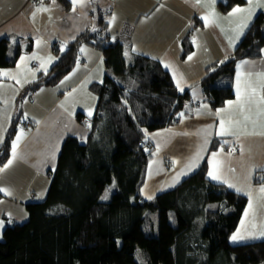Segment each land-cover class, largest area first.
Returning <instances> with one entry per match:
<instances>
[{
	"label": "trees",
	"instance_id": "1",
	"mask_svg": "<svg viewBox=\"0 0 264 264\" xmlns=\"http://www.w3.org/2000/svg\"><path fill=\"white\" fill-rule=\"evenodd\" d=\"M242 4L245 0H227L221 7L228 12ZM99 9L93 10L97 31L91 28L67 44L49 76L30 87L33 92L69 73L84 44L105 56L106 76L94 86L95 113L83 121L86 140L70 136L65 141L46 199L28 203V221L4 230L0 264H264V240L231 244L249 199L211 180L207 160L175 188L144 199L141 187L154 158L148 135L177 125L191 92H180L160 61L126 55L125 44L106 33L108 14ZM33 46L32 39H1L0 70L14 66ZM263 47L261 12L233 56L208 66L201 84L213 107L234 98L229 80L237 62L260 58ZM191 50L187 46L184 56ZM14 132L1 148L0 165L10 155ZM222 146L215 140L211 151ZM253 183L264 184V169ZM108 189L110 199L104 200Z\"/></svg>",
	"mask_w": 264,
	"mask_h": 264
},
{
	"label": "crops",
	"instance_id": "2",
	"mask_svg": "<svg viewBox=\"0 0 264 264\" xmlns=\"http://www.w3.org/2000/svg\"><path fill=\"white\" fill-rule=\"evenodd\" d=\"M225 2L227 0H215L214 4L212 0L199 3L197 0H84V6H76L73 11L71 0H68V7L61 0L39 4L32 0H0V40L9 38L16 43L32 39L34 43L32 52L19 57L14 66L0 70V157L9 131H15L10 141V155L0 165L3 169L0 189L7 190L0 191V221L3 222L0 240L7 226L28 220V203L41 202L47 197L65 141L70 136L84 141L88 136L83 121L94 115L98 102L94 86L102 83L107 73L102 50L90 44L82 45L79 61L69 73L33 92L30 87L49 76L67 44L98 25L99 17L93 10L99 11V8L108 14L106 33L125 44L128 56L135 53L160 61L176 86L177 80L180 81L184 90L177 87L178 90L191 92L192 100L179 123L148 135L154 159L148 165L142 191L150 188L149 194L154 199L175 188L183 177L195 173L206 160L209 173L213 169L212 154L216 153L220 174L228 183L209 178L227 186L236 185L230 188L242 189L238 192L249 199L237 229H241L246 240H264L260 235L264 231V193L260 191L264 184L253 183L256 172L264 169V135L259 134L264 132V115H260L264 105L253 102L241 110L236 106L229 108L227 101L224 106L215 108L201 84L208 66L233 56L257 15L264 12V7H260L264 0H253L250 17L246 12L229 15L235 7H250L246 0L245 4L228 12L221 7ZM38 8L50 11L37 12ZM212 12L217 15L214 24L203 19ZM245 22L247 26L237 39L239 26ZM187 46L192 50L184 56ZM82 48L86 51L82 52ZM243 61L248 63L241 67ZM238 76L242 94L247 82L256 89V98L264 95L261 87L264 84V47L260 58L237 62L235 74L229 80L235 96L229 101L237 100ZM221 109L225 111L216 115ZM244 116L250 119L245 121ZM221 119L226 127L229 120L233 121V131L237 134L218 135ZM21 130L23 135L13 158V142L21 136ZM215 140H220L223 146L211 151ZM197 152L200 158L189 170L187 165ZM9 160H12L10 165ZM171 169L175 173L168 172L166 182L161 183V170ZM181 173L185 175L178 181ZM147 197L145 192L144 199L152 200Z\"/></svg>",
	"mask_w": 264,
	"mask_h": 264
},
{
	"label": "snow or ice",
	"instance_id": "3",
	"mask_svg": "<svg viewBox=\"0 0 264 264\" xmlns=\"http://www.w3.org/2000/svg\"><path fill=\"white\" fill-rule=\"evenodd\" d=\"M72 4H73V11H75L76 6L79 7H83L84 6V0H71ZM200 0H197V3H199ZM247 4L250 6L248 8H241V7H235L232 11V13H230L229 15H235L237 13H248L249 17L252 14V8L251 6L253 5V0H246ZM212 3H215V0H212ZM260 7H264V4H260ZM39 11H50V9L47 8H38L37 12ZM35 14H33L34 16ZM209 16H211V20L209 19ZM209 16H205L203 17V19L207 22V23H215L216 22V18L217 15L215 12H212L209 14ZM115 19V17H113V20ZM247 26V22H245L244 24L240 25V31L237 33V39L239 38V35L242 34L243 32V28ZM93 31H97V29L93 28ZM39 43V42H38ZM230 43H232V41L230 40ZM135 51V49H133ZM81 51H86L85 49H81ZM127 55V53H126ZM35 58V57H30V59ZM23 59V58H22ZM50 60L52 59L51 57L49 58ZM189 59H191V57H189ZM248 63V61H243L241 62V67L243 66V64ZM165 67H170L169 65H165ZM46 70V69H45ZM5 75H8L7 73H4ZM242 75V74H241ZM13 79H15V76H12ZM262 79H264V76H262ZM17 83H19V81L17 80ZM237 100L234 101H228V105L229 108H232L233 106H236L237 108L243 110L245 105H250L253 102L257 103L258 105H264V95L259 96L258 98H256V89L253 88L249 83L245 82V92L242 94L241 90H240V76L237 77ZM177 87L180 88V91H183L184 89L182 87H180V81L177 80ZM262 88H264V84L261 85ZM225 111L224 109L218 110L216 115H220V112ZM88 115H91V111H89ZM181 117H183L184 113H180ZM260 115H264V108H261L260 110ZM250 119L249 116H244V120L248 121ZM236 124H239V121L235 122ZM228 126H225V121L223 119H221L220 123H219V132L218 135L220 136H228V135H236L237 133L235 131H233V121L229 120L227 122ZM261 135H264V132L259 133ZM23 135V130H21V136H18L16 141L13 142V158H15L16 155V146L17 143L19 142V140L22 138ZM225 143H227V141H224ZM205 143H207V139H205ZM203 149H201L202 151ZM216 153H213V169L212 171H209L208 175L209 177H211L213 180H221L224 183H228L227 180H224L222 178V175L220 174V163L215 161V157H216ZM200 158V152L196 153V156L193 157V159L189 162V164L187 165V168L189 170H191L197 163V161ZM12 163V160L8 161V165H10ZM8 165H5V167H7ZM3 169H0V171H2ZM229 187L232 188H236V185L234 184H229ZM237 191H242V189H236ZM0 191H4L6 192V189H0ZM260 191L262 193H264V188H261ZM104 199L107 198V194L103 197ZM148 199H152L153 197L151 195H149L147 197ZM252 205H249V208H251ZM247 215V213L245 214ZM3 222L0 221V227H2ZM243 227V222L242 225ZM260 235L264 236V231H261ZM245 237L242 236L239 232H237L236 234H234L231 239L236 242V241H240L243 240Z\"/></svg>",
	"mask_w": 264,
	"mask_h": 264
},
{
	"label": "rangeland",
	"instance_id": "4",
	"mask_svg": "<svg viewBox=\"0 0 264 264\" xmlns=\"http://www.w3.org/2000/svg\"><path fill=\"white\" fill-rule=\"evenodd\" d=\"M33 2V1H32ZM154 159V158H153ZM147 172V171H146ZM168 172H169V174L170 173H175V171L173 172V169H171L170 171H167V172H162V170H161V183H165L166 182V175L168 174ZM185 174H183V173H181L180 174V177L177 179L178 181H179V179H181V177H183ZM192 175V174H191ZM145 176H146V174H145ZM176 176V175H175ZM190 175H188V176H186V177H183L182 179H181V181L180 182H182L183 180H185L187 177H189ZM146 177L144 178V181H143V184H142V187H141V191H142V188H143V186L145 185V183H146ZM176 180V181H177ZM179 182V183H180ZM170 183V181H168V184ZM149 190H150V188H147L145 191L143 190L142 191V194H143V196L145 197V192H146V194L149 196V195H152V194H149ZM111 190L110 189H108L105 193H104V195H103V197L107 194V198L106 199H104V200H109L110 199V194H111ZM46 199V198H45ZM44 201V200H43ZM28 212V211H27ZM29 219V218H28ZM28 221V220H27ZM242 228V227H241ZM237 232H239L241 235H242V232H241V229H237V231L235 232V233H233L232 235H231V237L234 235V234H236ZM231 237H230V242H231V244H233V245H239V244H243V243H248V242H252V241H254V240H246V239H244V240H240L241 242H233V240L231 239ZM141 259V258H140Z\"/></svg>",
	"mask_w": 264,
	"mask_h": 264
},
{
	"label": "built area",
	"instance_id": "5",
	"mask_svg": "<svg viewBox=\"0 0 264 264\" xmlns=\"http://www.w3.org/2000/svg\"><path fill=\"white\" fill-rule=\"evenodd\" d=\"M33 1V3H35V4H39V3H42V2H44V1H48V0H32ZM30 125V124H29Z\"/></svg>",
	"mask_w": 264,
	"mask_h": 264
}]
</instances>
